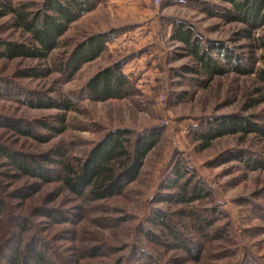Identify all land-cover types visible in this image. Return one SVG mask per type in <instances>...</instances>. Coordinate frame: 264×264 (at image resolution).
<instances>
[{
    "label": "trees",
    "instance_id": "obj_1",
    "mask_svg": "<svg viewBox=\"0 0 264 264\" xmlns=\"http://www.w3.org/2000/svg\"><path fill=\"white\" fill-rule=\"evenodd\" d=\"M37 1L0 0V20L8 17L11 31L19 35L18 40L0 39V61L35 63L19 72L18 77L39 79L55 73L57 84L61 85L108 51L114 32L89 35L78 42L65 40L68 48L53 55L64 44L62 38L68 28L105 0ZM215 1L212 4L199 0H168V4L193 5L207 18H216L226 25H240L242 38L249 42V56L244 58L222 43L203 40L184 22L168 19L171 41L178 44L182 55L191 61V66H187L181 76H176L193 75L201 88L229 74L252 77L255 98L245 97L241 112L255 110L264 104V68L256 67L254 57L256 48L264 49V36L255 38L256 32L264 28V0ZM125 63L124 59L118 60L99 70L83 88L69 95L52 90L49 93H57L53 97L44 91H30L3 81L0 99H12L52 114L31 121L5 118L0 121V128L38 144L50 142L65 132L66 114L76 112L81 101L103 103L134 96V82L122 70ZM187 96L191 94L184 92L177 99ZM162 135L160 125L136 133L114 129L93 145L83 159L67 157L58 148L32 154L0 146V169L3 173L10 171V175L4 176L17 182L9 191L0 189V264H89L100 255L110 253V249L102 246H75L79 231H84L81 226L88 218V209L124 195L140 176L147 156L159 145ZM189 135L201 151L226 136L254 137L264 144V114L234 113L204 118L190 127ZM230 162H238L251 171H264V156L247 151H228L222 163ZM50 185L56 186L57 191L47 193L37 200L39 205L31 207L29 203L40 194L41 187ZM58 191L75 202L66 199L68 203L56 206L54 198ZM208 199L211 197L205 181L183 162L176 161L161 180L152 202L178 209L175 212L152 209L147 222L158 229L159 237L150 231L146 237L170 252L169 264H222L229 255L236 259L229 264H263L253 255L244 254L239 258L234 251H222L223 244L229 241V224L219 225L226 215L218 206L203 208ZM240 201L241 204L249 202ZM254 211L264 222V210L255 207ZM140 260L138 264H157L144 255Z\"/></svg>",
    "mask_w": 264,
    "mask_h": 264
},
{
    "label": "rangeland",
    "instance_id": "obj_2",
    "mask_svg": "<svg viewBox=\"0 0 264 264\" xmlns=\"http://www.w3.org/2000/svg\"><path fill=\"white\" fill-rule=\"evenodd\" d=\"M199 1L216 3L215 0ZM168 19L184 22L203 40L222 43L244 58L249 56V42L242 38L240 25H226L216 18H207L193 5H170L168 0H105L68 28L62 38L64 44L53 55L66 49L69 44L65 40L78 42L89 35L114 32L106 53L84 65L72 80L61 85L57 84L58 75L55 73L39 79L18 77L19 72L35 63L0 61V84L7 81L14 87L30 91L48 94L57 90L69 95L77 93L99 70L124 59L126 63L122 70L134 82V96L103 103L81 101L76 112L66 114L65 132L45 144L0 128V146L32 154L58 148L67 157L83 159L93 145L111 130L119 128L136 133L148 127L163 126L159 145L147 156L140 176L124 195L101 201L88 209V218L81 226L84 231H79L75 246L110 249L106 256L100 255L89 264H138L142 261L141 255L157 264H169L170 252L145 234L150 231L159 237L158 229L147 222L152 209L169 212L178 209L153 204L152 201L168 169L180 161L205 181L211 199L204 203L203 208L216 205L226 215L219 225L228 223L230 236L222 251H234L239 258L244 254L253 255L264 264V222L254 211L255 207L264 210V171H251L238 162L222 163L223 157L231 150L264 156V144L254 137L226 136L201 151L189 135L190 127L204 118L234 113L261 116L264 104L255 110L241 112L245 97L248 96V100L255 98L252 77L229 74L213 79L203 88L196 84L193 75L179 77L187 66H191V61L182 55L179 45L171 41ZM8 22V17L0 20V39L18 40V33L11 31ZM261 36H264V28L255 34V38ZM263 55L264 49L254 50L257 68H264ZM184 92L191 96L178 100L177 96ZM48 95L55 97L57 93ZM51 114L12 99H0L2 122L5 118L39 120ZM6 174L10 175V171L3 173L0 169V189L5 192L17 183L6 178ZM57 189L53 185L41 187L40 194H36L29 205H39L38 199L49 192L55 193ZM66 199L70 200L58 191L54 204H66L69 202ZM243 199L249 202L241 204ZM225 257L222 264L236 262L235 258H229L232 257L230 255Z\"/></svg>",
    "mask_w": 264,
    "mask_h": 264
},
{
    "label": "built area",
    "instance_id": "obj_3",
    "mask_svg": "<svg viewBox=\"0 0 264 264\" xmlns=\"http://www.w3.org/2000/svg\"><path fill=\"white\" fill-rule=\"evenodd\" d=\"M157 1V0H156Z\"/></svg>",
    "mask_w": 264,
    "mask_h": 264
}]
</instances>
